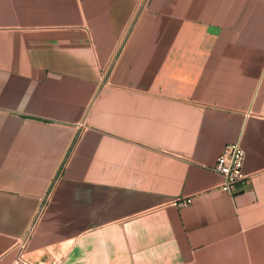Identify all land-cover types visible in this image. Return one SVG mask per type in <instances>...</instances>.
Listing matches in <instances>:
<instances>
[{
	"label": "crops",
	"instance_id": "crops-1",
	"mask_svg": "<svg viewBox=\"0 0 264 264\" xmlns=\"http://www.w3.org/2000/svg\"><path fill=\"white\" fill-rule=\"evenodd\" d=\"M235 142L228 193L212 169ZM18 263L264 264V0H0Z\"/></svg>",
	"mask_w": 264,
	"mask_h": 264
},
{
	"label": "built area",
	"instance_id": "built-area-1",
	"mask_svg": "<svg viewBox=\"0 0 264 264\" xmlns=\"http://www.w3.org/2000/svg\"><path fill=\"white\" fill-rule=\"evenodd\" d=\"M243 162L244 151L242 150L239 142H235L223 148L212 169L213 172L222 178L220 190L231 193L234 192L239 185L244 183L247 176L242 170ZM188 203L189 201L185 200L183 202H179L178 205L185 206ZM24 247L25 243L23 242L21 249H24Z\"/></svg>",
	"mask_w": 264,
	"mask_h": 264
},
{
	"label": "rangeland",
	"instance_id": "rangeland-1",
	"mask_svg": "<svg viewBox=\"0 0 264 264\" xmlns=\"http://www.w3.org/2000/svg\"><path fill=\"white\" fill-rule=\"evenodd\" d=\"M18 264H21V263H18Z\"/></svg>",
	"mask_w": 264,
	"mask_h": 264
}]
</instances>
